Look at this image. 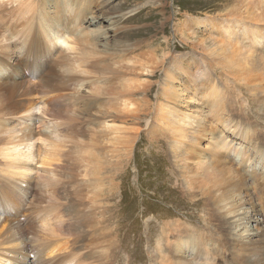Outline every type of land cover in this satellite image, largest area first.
Listing matches in <instances>:
<instances>
[{"label":"bare ground","instance_id":"6f19581e","mask_svg":"<svg viewBox=\"0 0 264 264\" xmlns=\"http://www.w3.org/2000/svg\"><path fill=\"white\" fill-rule=\"evenodd\" d=\"M41 1H12L16 3V20L25 13L31 16L29 21L37 37L34 44L41 43L47 27H51L49 24L66 21L70 15L81 17L84 10L89 11L92 5L86 0H50L47 5L40 4ZM137 9L131 12L136 13ZM126 15H118L117 22L121 21L119 18H126ZM217 16L190 18L187 25L177 29V32H183L184 41L182 39L181 42L185 49L192 51L187 60L182 61V55L175 54V51L169 50L162 57L153 56L148 51L137 56L135 65L123 56L113 59L101 56L95 46L97 43H94V33L84 31L87 28L83 26L90 22L86 17L81 25L79 20L70 21L65 27L70 31L71 37L63 35L64 49L57 52L56 58L63 66L57 74L68 76L70 82L81 79L80 88L87 94L83 98L94 106L97 114L95 117L100 119L89 122L90 139L104 143L109 154L108 162L112 160L111 152L118 150L125 154L128 161L132 160L144 126L140 123L142 119H146L150 141L156 140L169 149L168 152L172 155L169 165L171 168V164L175 167L181 177L182 191L187 194V199L182 204L178 199L172 201L176 204L175 210L181 212L183 208H200L201 214L199 219L189 220V224L177 219L161 231L153 233L157 249L161 248L163 239L168 237L167 232L173 230L183 237L177 250H181L183 254L184 251L194 252L199 264H226L230 261V264H264V124L260 123L261 119L264 120V0H238L224 17ZM37 17H44L38 21L39 28L35 26ZM45 21L49 22L48 25ZM124 28L119 27L117 34H123ZM89 37L90 40L85 42L90 46L91 54L82 47L84 38ZM137 41L134 46L139 49L141 43ZM73 55H76L75 59L72 58ZM6 57L0 54V78L10 74L13 69L6 64L9 61ZM17 67L21 68L19 65ZM159 69L163 73L160 81L155 79V73ZM219 70L220 76L229 84L228 90L220 85L223 79H218ZM13 74L12 72L9 78ZM16 74V80L25 78L20 71ZM34 84L36 83L31 81L20 92L0 93V127L4 128L1 131L9 134L15 132L10 127L15 122L24 123L26 128L33 130L25 119L30 118L28 112L35 99L32 95L38 84ZM156 85L160 88L157 93L160 97L157 96L156 104L151 106L150 94ZM233 94L237 100H232ZM64 98L63 93L48 98L52 101L49 106L52 107L53 102H61ZM75 101L65 116L67 119L70 114L72 119L76 118ZM43 111L49 113L51 109L43 104ZM89 120H92L91 116ZM55 124L52 121L43 131L58 140L60 134L53 131ZM50 125L54 128L50 129ZM37 132L32 133V137ZM202 138L207 141V147H202ZM227 150L229 153L232 150L235 158L229 159ZM164 155L163 153L159 160H167ZM2 161L0 160V186L3 185V196L7 201L12 200L15 209L16 201L19 199L22 203L21 200L25 198L17 189L32 196L36 182L32 178L27 180L28 172L3 171ZM127 164L128 162L120 169L118 175L123 173L124 177ZM98 165L99 163L91 165L90 176L99 181L102 172L97 170ZM112 166L107 164L108 171L104 173L109 181H114L117 177L110 171ZM61 169V166L55 165L48 170L49 177H55ZM23 183L27 186L26 190L21 187ZM121 198H124V190L121 191ZM9 206L13 209L10 203ZM77 222L81 224L80 217H77ZM15 224L16 234H28V229L20 225V220L12 216L5 217V213L0 212V239L11 234ZM252 224L258 229L257 232H253ZM28 237H31L30 234L22 241L20 251L27 248L25 241ZM227 240L230 242L227 243ZM17 246L19 244L13 248ZM220 252H224L230 261L221 260ZM9 253L21 257V253ZM93 253L97 255L96 251ZM104 257L105 264L113 260L112 254L104 252ZM52 259L48 256L44 259L38 257L36 261H23L20 264H50ZM184 260L182 264H194V261L185 257ZM9 262V258L0 257V264H10ZM99 262L95 259L91 264ZM73 263L76 264L75 261Z\"/></svg>","mask_w":264,"mask_h":264},{"label":"rangeland","instance_id":"374dc122","mask_svg":"<svg viewBox=\"0 0 264 264\" xmlns=\"http://www.w3.org/2000/svg\"><path fill=\"white\" fill-rule=\"evenodd\" d=\"M12 1L0 0V19L5 20L4 23L0 20V54L7 56L9 61L6 64L13 68L10 74L0 78V93L20 92L31 81L38 85L32 95L35 99L28 112L30 118L25 119L33 130L26 128L24 123L16 122L10 125L15 129L11 134L1 131L4 128L0 127V160L4 162L1 163V169L28 172L27 180L32 178L36 185L32 196L17 189L25 198L21 200L22 203L19 199L16 201L15 209L12 200L7 201L3 196V185L0 186V212H4L5 217L12 216L20 220V225L26 227L31 236L25 241L27 248L20 251L22 241L28 234H16V224L13 225V232L0 239V257L9 258L10 264H20L23 261L30 263L38 257L44 259L46 256L53 258L50 264H74V261L76 264H91L95 259L100 261L99 264H105V252L113 255L109 264H182L184 257L194 261V264H199L194 252L184 251L183 254L181 250H177L183 237L175 234L173 230L167 232L168 237L164 235L160 249H157L152 236L172 224L173 220L178 219L184 224H189V220H197L201 214L200 208H183L181 212L175 210L177 207L172 201L178 199L182 204L187 199V194L182 191L181 177L175 167L171 164V168L169 165L172 161L169 149L156 140L150 141L146 119H142L140 123L144 126L140 131L132 160L128 161L125 154L118 150L111 152L112 160L108 162L109 154L104 143L92 141L89 135V122L100 120L95 117L96 109L83 98L87 94L80 88L81 79L70 82L68 76L57 74L63 66L56 57L57 52L64 49L63 35L71 37L65 24L79 20L81 25L86 17L90 22L83 26L87 28L84 31L94 33L97 52L101 56H107L106 59L123 56L135 65L139 54L150 51L151 55L162 57L170 50L182 55V61H185L192 51L185 49L181 42L182 39L184 41L183 32H177V29L187 25L190 18L206 15L224 17L238 0H86L92 4L89 11L84 10L81 17L70 15L66 21L49 24L51 27L48 26L47 31L43 30L45 34L39 44H34L37 37L29 21L31 16L25 13L16 20V3ZM49 2L50 0H42L40 4L47 5ZM138 7L140 8L137 9ZM135 9L136 13L131 12ZM121 14H127L126 18H119L121 21L117 22L116 17ZM42 18L44 17L35 19V26L38 28V21ZM121 26L125 27V32L117 34ZM90 38H84V42ZM136 41L141 43L139 49L134 46ZM82 47L91 54L90 46L86 42ZM75 57L76 55L72 56L73 59ZM6 58L4 60H7ZM17 65L21 68L18 69ZM19 71L25 78L16 80L14 76ZM12 72L14 74L9 78ZM217 73L219 81L223 79L220 85L228 90L229 84L220 76L221 71ZM162 74L160 69L157 70L155 79L160 81ZM86 87L87 85L84 88ZM154 88L150 94L151 106L156 104L157 96L160 97L157 94L159 86ZM60 93H63L65 98L61 102H53L50 107L52 101L48 98ZM76 96L78 97L75 101ZM234 96L233 94V101L237 100ZM74 101L76 118L72 119L70 114L67 119L65 116L70 106H74ZM43 104L51 109L49 113L43 111ZM90 116L92 120H89ZM52 121L56 122L55 128L53 125L49 127L60 134L58 140L44 133ZM260 123L264 124V120L261 119ZM36 131L38 134L32 137V133ZM200 142L202 147L207 145L203 138ZM227 152L230 156L225 154V151L222 153L229 159L235 158L232 150ZM163 153L167 159H164V162L159 160ZM127 162L126 173L122 177L123 173L118 174ZM96 163H99L97 170L102 172L99 181L90 176V167ZM107 164L113 165L110 171L117 176L114 181L104 177L105 171H108ZM55 165L61 166L62 169L57 171L55 177L50 178L48 170L53 169ZM23 167L25 168L22 170ZM60 177L62 179H59ZM21 185L19 184L23 190L27 189L26 184ZM122 190L124 198L120 199ZM244 207L247 208L246 205ZM77 217L81 218V224L77 222ZM251 227L253 232L258 231L255 225L252 224ZM201 229L206 231L203 227ZM16 244L19 246L13 248ZM9 252L21 253V257ZM220 253L221 260L230 261L224 252ZM24 255H27L26 258H23ZM230 263L231 261L226 264Z\"/></svg>","mask_w":264,"mask_h":264}]
</instances>
